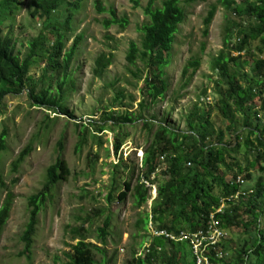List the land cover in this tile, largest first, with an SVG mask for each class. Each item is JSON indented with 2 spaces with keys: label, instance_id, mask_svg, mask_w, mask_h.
Instances as JSON below:
<instances>
[{
  "label": "trees",
  "instance_id": "obj_1",
  "mask_svg": "<svg viewBox=\"0 0 264 264\" xmlns=\"http://www.w3.org/2000/svg\"><path fill=\"white\" fill-rule=\"evenodd\" d=\"M86 0H31L30 17L40 21L41 29L37 37L28 44V52L20 58L15 53V41L11 33L0 31V106L8 96H18L24 89L31 106L51 111L54 115L73 118L68 113L67 101L74 90V79L71 65L81 42L77 36L71 47L66 45L73 32L75 16L80 12ZM137 7L136 0H128ZM204 2L205 0H187L186 3ZM10 0H2L0 10V26L11 19ZM181 0H161L160 7L149 0L143 9L146 22L139 28L141 40L139 47L130 43L125 57L128 65L137 60L148 64V78L145 80L143 99L137 111L128 110L121 113L103 111L101 123H82L77 129V142L74 152L80 153L88 141L102 147V134L109 130L114 133L113 153L117 155L126 137L116 130L124 125L142 121V128L152 134V139L143 149L137 180L133 185L127 180V173L133 163L118 159L110 170V189L107 202L115 200L124 204L130 196L134 208L141 209L147 204L149 189L143 181L155 186L156 198L152 202L149 213H145L136 221V228L149 232L164 231L178 236L179 233H195L204 228L209 216L213 214L222 199L242 191L235 183L241 176L244 181L251 180L250 169L256 165L259 171L264 169V61L254 58L253 42L259 41L264 46V0H241L239 4L232 0H216L211 5L203 20V36L207 37L208 29L221 7L226 15L222 29L221 50L212 58L210 70L215 74L214 94L217 99L214 109L226 121L225 132L233 135V142L224 143V133L217 130L212 121L210 108L194 105L188 114L185 132L172 130L166 117L159 123L154 115L148 119L140 112L162 100L168 92V83L163 77V70L168 66V57L179 25L183 22ZM97 14L105 13L101 0L94 1ZM109 20L103 22L108 30L117 25L121 29L128 26L126 19H116L112 10L108 11ZM233 17V18H231ZM259 54L262 53L257 48ZM42 58L47 73L38 79L30 76V69L36 65L34 58ZM61 62V64H58ZM112 64L111 55H99L92 70L94 78H102ZM198 60L190 61L182 71L184 77L187 69L193 72L199 68ZM248 68V72L245 69ZM143 92V91H142ZM121 93H117L112 105H122ZM138 112V113H137ZM109 122V125L106 123ZM44 129H48L45 125ZM0 150H4L3 137L0 138ZM33 142L19 154L12 164V174L17 172L19 164L31 152ZM58 152L63 149L62 139L57 143ZM108 152V150H107ZM241 154L245 160L251 157L248 165L242 168L232 155ZM240 155V156H241ZM60 156V155H59ZM109 156V155H108ZM88 168L93 171L98 155L89 152ZM189 164V166H187ZM65 162L58 158L46 170V183L43 190L27 199L29 219L22 233L24 243L22 256L30 254L32 237L38 224V215L51 190L62 180L61 171ZM124 173V179H123ZM227 176H231L226 180ZM17 179L11 181L14 185ZM5 198L0 204V236L9 218L13 195L4 185ZM101 212H95L100 215ZM103 215V214H101ZM221 227L228 233L232 229L243 231L247 239L241 241L237 249L232 250L231 259L216 261L220 264H264V182L257 180L251 194L241 197L237 202L228 205L222 214L216 215ZM89 222L91 219H87ZM111 227L110 214L104 219L96 231V240L101 248L86 243V228L73 230L78 240L70 245L65 264H95V254H104L102 250L108 240ZM76 233V234H74ZM149 252L143 257L131 255L125 264H194L189 249L184 243H174L162 237L150 235ZM226 244L223 245L225 248ZM236 250V251H234ZM113 255L103 261L111 264Z\"/></svg>",
  "mask_w": 264,
  "mask_h": 264
},
{
  "label": "rangeland",
  "instance_id": "obj_2",
  "mask_svg": "<svg viewBox=\"0 0 264 264\" xmlns=\"http://www.w3.org/2000/svg\"><path fill=\"white\" fill-rule=\"evenodd\" d=\"M94 1L86 0L75 16L73 32L65 47L67 50L77 36L81 37L70 69L75 86L66 103L68 113L72 114L73 118L54 115L51 111L31 106L26 89L18 96H8L0 106V138L3 137L4 145V150H0V204L6 195L2 185L10 190L14 197L9 218L0 236V264H65L66 255L70 252L69 246L78 241L72 231L80 227L87 230L85 242L101 248L96 240V231L109 214L111 227L108 240L102 249L104 254H95V264H103L111 255L114 256L111 264H125L131 255H142L143 247L151 240L150 230L146 233L135 225L139 217L147 213L149 204L136 209L130 196L124 204L115 200L107 202L106 197L110 189V170L112 165L118 163L119 158L134 164L126 177L135 184L138 175L136 165L139 169L143 149L152 139L155 128L148 133L142 128V121H138L116 130L119 135L126 137L117 155L113 153L112 148L114 133L109 130L100 134L103 139L101 148L88 141L80 153L74 152L77 142L76 126L88 122L101 123L102 113L106 109L116 113L137 111L140 101L146 99L144 90L145 80L149 75L148 64L137 60L130 66L125 57L130 43L139 47V28L147 21L143 9L149 0H136L137 7H133L128 0H101L106 11L103 14L96 13ZM232 1L239 4L241 0ZM30 2L31 0H10L8 3L12 10L11 19L0 26L3 34L9 32L13 36L16 43L15 53L20 58L27 54L28 44L37 37L41 29L40 21L30 17ZM186 2L187 0H181L180 7L184 19L175 34L168 66L163 70L168 92L162 100L157 101L155 105H149L148 109L140 114L146 119L154 115L156 124L166 117L172 130L185 132L186 119L193 106L198 105L205 109L208 107L212 109L211 121L214 127L224 133V143H230L234 137L225 132L227 123L213 107L217 99L213 85L216 77L210 70L212 58L221 50L226 13L218 7L208 35L204 37L203 20L216 0ZM1 3L2 0L0 5ZM160 4L161 0H154L156 7H160ZM110 10L114 12L116 19L127 20L128 26L125 29L117 25L108 30L103 28V22L110 19ZM1 14L0 10V19H4ZM252 48L254 58L264 61V46L256 41L253 42ZM257 48L262 50L261 54L257 52ZM101 54L111 55L112 64L104 76L98 79L93 77L92 70L95 59ZM195 60L199 61V68L195 72L188 68L183 77L182 71L187 63ZM34 61L37 64L31 67L30 76L38 79L43 73H47V70L43 67L42 58L36 57ZM245 71L248 72V68ZM117 93H121L123 97L122 105L111 107ZM106 124L109 125V122ZM45 125L48 126L46 130ZM61 139L63 149L58 152L57 143ZM30 141L33 142L31 152L19 164L17 172L12 174V164ZM89 152L98 155L93 171L88 168ZM240 155L232 156L244 168L251 161V157L245 160ZM58 158L66 165L61 171L63 178L52 188V198L47 200L38 215L30 254L22 256L24 243L21 236L29 219L27 199L43 190L46 170ZM260 166L264 169V162L260 163ZM258 168L256 165L250 169L251 180L244 181L242 191L246 196L253 192L259 178L264 182V170L260 172ZM230 178L231 176H227L226 180ZM14 179H17V182L12 185L11 181ZM96 211L101 212L100 215L95 214ZM244 239H247V236L241 230L232 229L228 232L225 248L222 245L228 256L227 261L232 257L230 247L237 249Z\"/></svg>",
  "mask_w": 264,
  "mask_h": 264
},
{
  "label": "built area",
  "instance_id": "obj_3",
  "mask_svg": "<svg viewBox=\"0 0 264 264\" xmlns=\"http://www.w3.org/2000/svg\"><path fill=\"white\" fill-rule=\"evenodd\" d=\"M187 166H189V164H187ZM235 183L242 187L244 185V180L241 176H239L236 178ZM142 184L145 188L149 189L147 204L151 207L152 202L156 198L155 186L148 184L146 181H143ZM241 197H246V194L243 191L222 199L218 209L209 216L204 228L195 233L181 232L178 236H173L172 234H167L164 231L153 230L150 223L148 225V230H150L151 235L154 237H162L165 240H169L174 243H184L189 249L194 264H220L219 262L213 263L212 260H227L228 256L222 248V245H224L227 241L228 233L221 227L220 221L216 218V215L222 214L228 205L238 201ZM149 209L147 213H149ZM148 246L149 245H145L142 249V255L136 257H143L147 254L149 252Z\"/></svg>",
  "mask_w": 264,
  "mask_h": 264
}]
</instances>
